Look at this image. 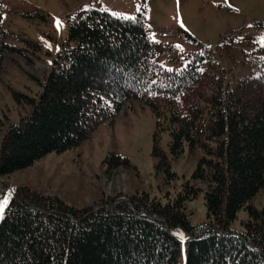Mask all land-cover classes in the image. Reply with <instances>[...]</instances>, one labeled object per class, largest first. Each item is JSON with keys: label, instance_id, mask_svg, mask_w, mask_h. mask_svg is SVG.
<instances>
[{"label": "trees", "instance_id": "16d2710c", "mask_svg": "<svg viewBox=\"0 0 264 264\" xmlns=\"http://www.w3.org/2000/svg\"><path fill=\"white\" fill-rule=\"evenodd\" d=\"M11 8L0 0V83L7 52L17 50L2 22ZM67 22L49 69L36 77L37 92L11 89L28 110L1 135L0 175L79 145L134 100L156 117L157 176L171 184L173 160L187 148L201 156L193 181L165 192L164 201L147 191L123 198L103 192L94 206L75 208L17 187L0 220V264H181L183 250L184 264H264V207L252 204L264 187V45L258 74L229 78L216 47L192 34L185 32L193 42L187 49L153 39L144 10L127 18L77 8ZM200 192L207 219L194 224L187 201ZM243 209L249 217L238 231L231 222Z\"/></svg>", "mask_w": 264, "mask_h": 264}, {"label": "rangeland", "instance_id": "374dc122", "mask_svg": "<svg viewBox=\"0 0 264 264\" xmlns=\"http://www.w3.org/2000/svg\"><path fill=\"white\" fill-rule=\"evenodd\" d=\"M12 7L3 13V25L11 34L6 42L17 50L7 52L3 81L0 83V139L4 130L17 122L28 109L14 97L12 90L34 94L40 88L38 77L49 69L52 56L67 34V15L77 8H101L112 15L134 17L144 10L147 23L155 28L152 38L171 42L182 49L193 47L185 32L216 48L214 55L228 71V77L260 72V46L264 45V0H2ZM59 20L60 26L57 25ZM230 36H235L233 39ZM222 37L225 41L221 42ZM234 40V46L226 43ZM33 43L34 45H31ZM221 43V45H219ZM51 47H48V45ZM229 48V49H228ZM8 85V86H7ZM6 117V118H5ZM156 117L141 101L134 100L112 121H103L85 141L62 152L51 151L34 164L10 174L0 175L2 215L17 187L56 195L75 208L94 206L103 192L115 197L126 193H150L163 197L175 193L186 180L193 181L201 151L188 148L173 160L177 178L169 184L156 175L152 155ZM170 135L163 132L161 146L169 149ZM128 158V164L116 163L109 155ZM6 202V203H5ZM252 204L264 207V187ZM194 224L207 219L204 193L187 201ZM249 210L238 212L231 222L233 229L243 230ZM1 220V218H0ZM185 251L181 255L184 264Z\"/></svg>", "mask_w": 264, "mask_h": 264}, {"label": "snow or ice", "instance_id": "6c2138e0", "mask_svg": "<svg viewBox=\"0 0 264 264\" xmlns=\"http://www.w3.org/2000/svg\"><path fill=\"white\" fill-rule=\"evenodd\" d=\"M60 23H61V22H60L59 20H57V25H58V27L60 26ZM48 47H51V45L49 44ZM5 203H6V202H5ZM0 218H2V208H0ZM178 235H179L181 241H183V240H185V239H188L187 237L184 236L183 233H179Z\"/></svg>", "mask_w": 264, "mask_h": 264}]
</instances>
